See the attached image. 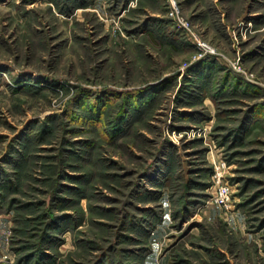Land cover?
Returning a JSON list of instances; mask_svg holds the SVG:
<instances>
[{"label":"rangeland","instance_id":"rangeland-1","mask_svg":"<svg viewBox=\"0 0 264 264\" xmlns=\"http://www.w3.org/2000/svg\"><path fill=\"white\" fill-rule=\"evenodd\" d=\"M0 264H264V0H0Z\"/></svg>","mask_w":264,"mask_h":264},{"label":"built area","instance_id":"built-area-1","mask_svg":"<svg viewBox=\"0 0 264 264\" xmlns=\"http://www.w3.org/2000/svg\"><path fill=\"white\" fill-rule=\"evenodd\" d=\"M174 2H171V7H174ZM171 14H173L171 12ZM184 25V24H183ZM201 46L206 47V44H204L203 42H200ZM203 47V48H204ZM228 192H229V187L227 184L224 183H220L217 188H216V192L214 194V202L218 203V204H225L226 200L228 199Z\"/></svg>","mask_w":264,"mask_h":264}]
</instances>
